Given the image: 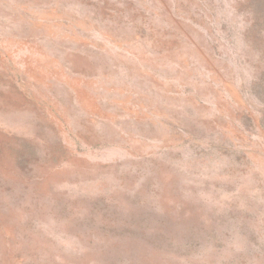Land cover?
Wrapping results in <instances>:
<instances>
[{
    "label": "rangeland",
    "instance_id": "1",
    "mask_svg": "<svg viewBox=\"0 0 264 264\" xmlns=\"http://www.w3.org/2000/svg\"><path fill=\"white\" fill-rule=\"evenodd\" d=\"M0 264H264V0H0Z\"/></svg>",
    "mask_w": 264,
    "mask_h": 264
}]
</instances>
